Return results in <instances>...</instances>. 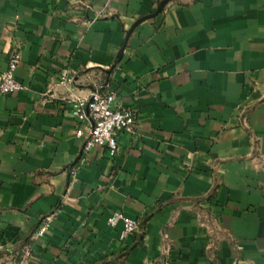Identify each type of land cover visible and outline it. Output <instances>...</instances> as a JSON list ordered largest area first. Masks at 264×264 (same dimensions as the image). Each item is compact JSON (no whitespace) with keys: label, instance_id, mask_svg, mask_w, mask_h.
<instances>
[{"label":"crops","instance_id":"obj_1","mask_svg":"<svg viewBox=\"0 0 264 264\" xmlns=\"http://www.w3.org/2000/svg\"><path fill=\"white\" fill-rule=\"evenodd\" d=\"M160 1L0 0V264H264V0H170L117 59ZM104 83L113 156L64 100Z\"/></svg>","mask_w":264,"mask_h":264},{"label":"built area","instance_id":"obj_2","mask_svg":"<svg viewBox=\"0 0 264 264\" xmlns=\"http://www.w3.org/2000/svg\"><path fill=\"white\" fill-rule=\"evenodd\" d=\"M20 62L18 51H12L8 57L6 68L0 73V93L9 95L26 88L15 79L14 73ZM65 79H62L64 82ZM64 100L71 107V113L76 121H86L84 127L75 130V136L82 139L83 149L100 146L108 149L113 156L118 147L117 136L120 133H133L136 125V116L129 107H124L116 101V93L108 83H104L99 89L91 91L88 95H74L70 93ZM109 226L121 224L119 238L125 239L136 232L139 222L136 219L124 215L120 211H114L106 219ZM50 221L44 220L38 227L35 235L42 236L49 227Z\"/></svg>","mask_w":264,"mask_h":264},{"label":"water","instance_id":"obj_3","mask_svg":"<svg viewBox=\"0 0 264 264\" xmlns=\"http://www.w3.org/2000/svg\"><path fill=\"white\" fill-rule=\"evenodd\" d=\"M168 1H170V0H161V1L158 3V5H157V7H156V9H155V11H154L153 13H150V14H148V15H144V16L140 17L139 19H137V20L131 25L130 29H129V30L127 31V33H126V37H125V39H124L123 44H122V46L120 47V49H119V51H118V53H117V56H116L117 59H120V58H121L122 52H123L124 47H125V44H126V40H127L128 36H129V34L131 33V31H132V30H133V29H134V28H135L140 22H142L143 20L148 19V18H150V17L156 15L157 13H159V12L163 9V7L166 5V3H168Z\"/></svg>","mask_w":264,"mask_h":264}]
</instances>
